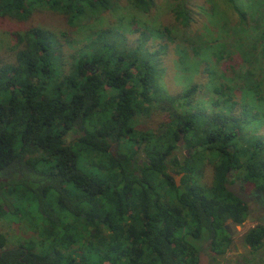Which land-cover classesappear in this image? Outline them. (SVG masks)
<instances>
[{
	"label": "trees",
	"instance_id": "1",
	"mask_svg": "<svg viewBox=\"0 0 264 264\" xmlns=\"http://www.w3.org/2000/svg\"><path fill=\"white\" fill-rule=\"evenodd\" d=\"M135 1L139 7L149 2ZM231 2L243 19L244 9ZM36 5L74 22L87 11L105 10L109 0H0V14L25 18ZM174 11L189 19L185 8ZM108 33L97 32L65 62L56 33L32 26L14 60L0 64V178L7 177L0 181V216L25 203L39 235L8 248L0 232V264H195L196 245L186 233L201 235L193 227L202 226L204 212L194 208L191 216L189 186L171 180L175 198L166 201L159 192L163 179L142 181L144 171L170 177L160 151L169 153L177 138L221 154L210 186L211 222L219 218L218 186L226 169L264 187V140L253 137L241 147L230 115L169 107L174 100L188 104L195 83L163 95L169 112L158 132L135 127L133 112L146 110L158 91L155 69L148 57L118 47ZM144 140L150 157L140 164L136 155Z\"/></svg>",
	"mask_w": 264,
	"mask_h": 264
},
{
	"label": "rangeland",
	"instance_id": "2",
	"mask_svg": "<svg viewBox=\"0 0 264 264\" xmlns=\"http://www.w3.org/2000/svg\"><path fill=\"white\" fill-rule=\"evenodd\" d=\"M148 1L139 7L135 0H109L105 10L87 11L74 22L42 5H36L25 18L0 14V64L14 60L24 33L32 26L56 33L65 62L97 32L108 30L114 44L125 51L137 49L155 69L157 94L146 110L133 112L135 127L156 130L168 117L163 95H177L195 83L188 104L174 100L169 107L230 115L241 147L253 137L264 140V0H234L246 12L243 19L231 0ZM176 7L185 8L189 19L177 17ZM110 150L116 151L115 143ZM136 157H141L140 152ZM212 171L213 166H208L209 180ZM24 205L13 215L0 216L6 245L39 238ZM3 208L0 202V211ZM29 216L37 220L34 211Z\"/></svg>",
	"mask_w": 264,
	"mask_h": 264
},
{
	"label": "flooded vegetation",
	"instance_id": "3",
	"mask_svg": "<svg viewBox=\"0 0 264 264\" xmlns=\"http://www.w3.org/2000/svg\"><path fill=\"white\" fill-rule=\"evenodd\" d=\"M155 132L158 131L153 133ZM181 141L184 142L177 138V145L170 148L169 153L160 151L161 154L165 153V159L169 161L166 163V171L170 177L166 178L163 174L154 176L151 171H144L142 181L146 185L148 180L154 177L157 183L163 179L166 185H163L159 192L161 198L166 201H173L175 198L176 190L168 184L171 180L176 186L184 189L188 185L192 191L189 196L191 216L194 217V208L203 210L204 218L209 215L208 219H202V226L193 227L201 233L199 237L196 238L191 231L186 233V238L196 245L192 253L195 255V264H264V227L260 226L264 225V187L258 184L257 179H247L234 168L226 169L225 180L218 186V199L222 202L217 211L219 218L211 222L213 216L208 213L210 186L211 180H214V167L221 163V154L216 155L204 146H184ZM145 144L144 140L139 148L141 157L137 159L140 164L148 161L150 157ZM210 165L213 166L211 180L206 178V169ZM6 179L7 177H2L0 181ZM195 186H199V189L196 190ZM235 191L242 193L244 198L236 196ZM143 192L145 196V186ZM144 222L145 216L142 218V224ZM258 239L261 243H257ZM7 246L10 248L17 245Z\"/></svg>",
	"mask_w": 264,
	"mask_h": 264
},
{
	"label": "water",
	"instance_id": "4",
	"mask_svg": "<svg viewBox=\"0 0 264 264\" xmlns=\"http://www.w3.org/2000/svg\"><path fill=\"white\" fill-rule=\"evenodd\" d=\"M234 194L236 195V196H238V197H240V198H244V195L242 194V193H240V192H234Z\"/></svg>",
	"mask_w": 264,
	"mask_h": 264
}]
</instances>
